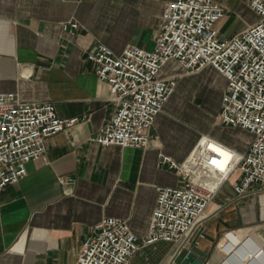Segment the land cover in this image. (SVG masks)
Wrapping results in <instances>:
<instances>
[{"label":"crops","instance_id":"1","mask_svg":"<svg viewBox=\"0 0 264 264\" xmlns=\"http://www.w3.org/2000/svg\"><path fill=\"white\" fill-rule=\"evenodd\" d=\"M168 1L0 0V92L52 101L59 117L78 119L71 130L49 136L45 153L27 163V174L0 191V264H75L83 241L105 216L122 219L138 238L147 235L155 186L180 183L175 170L157 166L158 152L183 161L198 137L170 115L184 110L187 119L213 122L185 95L202 82V90L209 88L205 107L219 112L225 78L210 66L188 72L168 60L160 74L175 76L177 86L155 118L154 141L105 146L91 137L116 103L88 52L100 43L116 53L127 45L151 49ZM216 1L226 9L219 20L248 24L249 0ZM221 123L214 134L243 151L252 134ZM239 178L234 172L221 185L182 242L140 245L129 264H178L199 230L205 236L197 238L198 247L210 251L204 264H264V188L237 194Z\"/></svg>","mask_w":264,"mask_h":264},{"label":"built area","instance_id":"2","mask_svg":"<svg viewBox=\"0 0 264 264\" xmlns=\"http://www.w3.org/2000/svg\"><path fill=\"white\" fill-rule=\"evenodd\" d=\"M249 6L258 18L221 37L216 23L226 9L219 2L170 0L151 49L127 45L116 53L100 43L88 52L97 64L98 78L109 85L116 103L114 113L92 141L123 147H146L154 141L155 118L177 86L175 76L160 74L170 59L188 72L210 66L220 73L225 87L219 117L227 125L247 130L252 138L240 151L203 136L183 161L159 151L157 166L175 170L180 183L155 186L147 235L138 238L122 219L102 217L83 241L75 264H129L140 245L179 244L234 172H240L233 186L237 194L252 186L264 188V0H249ZM77 120L59 117L52 101L25 100L14 92H0V191L27 174V163L45 153L49 136L71 130Z\"/></svg>","mask_w":264,"mask_h":264},{"label":"rangeland","instance_id":"3","mask_svg":"<svg viewBox=\"0 0 264 264\" xmlns=\"http://www.w3.org/2000/svg\"><path fill=\"white\" fill-rule=\"evenodd\" d=\"M257 15L253 11H248L247 14H245V19L248 21V23H252L257 19ZM243 27L242 22L240 21H234L231 23L230 22V17L226 16L225 18L219 20L216 23V30H217V35L218 36H229L236 30L240 29ZM200 73H207V72H200ZM215 73V72H214ZM202 82L197 83L196 88L193 89L192 93L191 91L185 95L187 98L188 104L191 103L192 105L196 106L197 108L201 109L203 112L208 114L213 118V122L210 123L208 118H197V119H187L184 116V110L182 112L175 113V115L171 114L170 116L174 119V121L178 122L181 124L184 128L187 130H193L196 133H198V137L196 139L195 144L198 142V140L203 137V136H212L215 138H219L214 134V127L215 126H222V123L220 121V117L218 114V111L212 112V110L208 109L205 107L204 103L206 101V94L207 91H209L208 87H205V91L201 89ZM204 91V92H203ZM181 140L185 139V137H181ZM219 140V139H218ZM195 144H193L195 146ZM190 148L187 156L190 154V152L193 150L194 146Z\"/></svg>","mask_w":264,"mask_h":264},{"label":"water","instance_id":"4","mask_svg":"<svg viewBox=\"0 0 264 264\" xmlns=\"http://www.w3.org/2000/svg\"><path fill=\"white\" fill-rule=\"evenodd\" d=\"M199 235L205 236L204 233L200 234V232L194 236L191 240V247L184 254L178 264H204V261L210 256V251H206L198 247L197 238Z\"/></svg>","mask_w":264,"mask_h":264},{"label":"bare ground","instance_id":"5","mask_svg":"<svg viewBox=\"0 0 264 264\" xmlns=\"http://www.w3.org/2000/svg\"><path fill=\"white\" fill-rule=\"evenodd\" d=\"M187 168H190V165H188Z\"/></svg>","mask_w":264,"mask_h":264}]
</instances>
